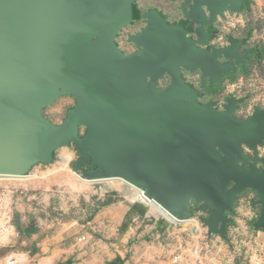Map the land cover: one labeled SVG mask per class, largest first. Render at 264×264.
I'll list each match as a JSON object with an SVG mask.
<instances>
[{"label": "water", "instance_id": "95a60500", "mask_svg": "<svg viewBox=\"0 0 264 264\" xmlns=\"http://www.w3.org/2000/svg\"><path fill=\"white\" fill-rule=\"evenodd\" d=\"M131 1L116 12L124 0H0V174L21 172L30 157L49 160L60 136L75 141L78 168L96 167L86 177L122 174L185 219L191 205L203 202L208 234L221 235L217 225L237 193L254 188L264 206V171L239 166L242 145H264V113L235 118L231 102L223 112L200 105L182 84L181 69L200 71L212 87L230 71L219 57L241 61L235 46L199 50L200 28L199 40H190L152 11L142 32L129 38L137 51L118 50L113 38L133 21ZM237 1L228 11H239L243 0ZM204 8L214 23L217 0H185L182 10L205 25ZM164 74L171 85L157 89ZM60 96L76 104L56 129L40 111Z\"/></svg>", "mask_w": 264, "mask_h": 264}, {"label": "rangeland", "instance_id": "374dc122", "mask_svg": "<svg viewBox=\"0 0 264 264\" xmlns=\"http://www.w3.org/2000/svg\"><path fill=\"white\" fill-rule=\"evenodd\" d=\"M184 3L131 1L133 21L113 38L118 50L125 55L137 51L129 38L142 32L152 11L167 25L182 28L190 40H199L200 28L205 41L199 50L235 46L241 61L219 57L218 63L230 71L212 87L200 71L181 69L182 84L200 105L223 112L231 102L235 118L264 113V0H243L238 12L227 11L214 23L204 8L205 25L185 18ZM170 85L171 77L164 74L156 88ZM75 104L72 96H60L40 114L59 129ZM85 134L81 129L79 137ZM241 149L245 161L239 166L255 165L262 173L264 145ZM81 159L75 141L65 143L59 136L49 160L30 157L21 175L0 176V264L11 259L16 264H120L117 259L121 264H264V206L258 190L237 193L231 211L223 215L225 222L217 225L221 235H209L205 220L210 212L201 210L203 202L191 205L188 219L176 222L143 189L123 179L103 180L111 188L91 183L84 171L96 167L78 168ZM233 187L230 183L226 190Z\"/></svg>", "mask_w": 264, "mask_h": 264}, {"label": "bare ground", "instance_id": "6f19581e", "mask_svg": "<svg viewBox=\"0 0 264 264\" xmlns=\"http://www.w3.org/2000/svg\"><path fill=\"white\" fill-rule=\"evenodd\" d=\"M125 2L123 3V6L120 7L116 12L120 11L121 9H125L128 7L129 5V0H124ZM131 1V0H130ZM219 5H220V8L219 10H217V14L219 16H221L223 13L227 12L228 9H232L234 10L235 9V6L236 4H238V1L237 0H217ZM133 18H134V14H133ZM232 54V53H231ZM13 174H17V175H21L22 173L21 172H10V173H7V174H0V176H11ZM84 178H87L88 180H90L91 183H104L105 180L109 179H123L124 181H126L127 183H129L130 185H133V186H138L139 188L143 189V195L148 198V199H151V200H154L160 207H162L164 210H166L167 214L170 215L176 222H183L185 220L184 218V215H185V212H182L180 214V216H176V215H173L168 208H166L165 206H163L160 202H158L155 198L151 197L149 194L146 193L145 189L140 187V185H138L137 183H132V182H129L127 180L124 179L123 175H113V174H110L109 176L107 177H84ZM104 180V181H103ZM139 182H141V180L139 179Z\"/></svg>", "mask_w": 264, "mask_h": 264}, {"label": "trees", "instance_id": "16d2710c", "mask_svg": "<svg viewBox=\"0 0 264 264\" xmlns=\"http://www.w3.org/2000/svg\"><path fill=\"white\" fill-rule=\"evenodd\" d=\"M208 92H211V91H208ZM213 92V91H212ZM94 184V183H93ZM96 184H103V183H96ZM104 185L106 186V187H108V188H111L110 187V185L109 184H107V183H104ZM141 203V202H140ZM117 262H119L120 264L122 263V261H121V259H117ZM65 264H70V262H67V263H65Z\"/></svg>", "mask_w": 264, "mask_h": 264}, {"label": "built area", "instance_id": "2783aa9c", "mask_svg": "<svg viewBox=\"0 0 264 264\" xmlns=\"http://www.w3.org/2000/svg\"><path fill=\"white\" fill-rule=\"evenodd\" d=\"M16 263H17V261L14 259H11L10 262H6V264H16Z\"/></svg>", "mask_w": 264, "mask_h": 264}]
</instances>
